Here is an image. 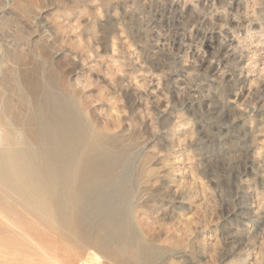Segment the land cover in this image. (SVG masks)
Returning a JSON list of instances; mask_svg holds the SVG:
<instances>
[{"label":"rangeland","instance_id":"obj_1","mask_svg":"<svg viewBox=\"0 0 264 264\" xmlns=\"http://www.w3.org/2000/svg\"><path fill=\"white\" fill-rule=\"evenodd\" d=\"M42 125L97 145L156 264H264V0H0V135ZM19 208L0 264H121Z\"/></svg>","mask_w":264,"mask_h":264},{"label":"bare ground","instance_id":"obj_2","mask_svg":"<svg viewBox=\"0 0 264 264\" xmlns=\"http://www.w3.org/2000/svg\"><path fill=\"white\" fill-rule=\"evenodd\" d=\"M38 133L46 142L41 148L0 135V215H15L20 206L77 250L99 249L121 264H156L132 224L126 185L112 192L113 182L89 171L97 145L45 125Z\"/></svg>","mask_w":264,"mask_h":264}]
</instances>
